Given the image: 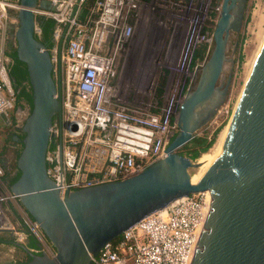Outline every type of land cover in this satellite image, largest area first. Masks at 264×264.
Listing matches in <instances>:
<instances>
[{"label": "water", "instance_id": "water-1", "mask_svg": "<svg viewBox=\"0 0 264 264\" xmlns=\"http://www.w3.org/2000/svg\"><path fill=\"white\" fill-rule=\"evenodd\" d=\"M20 3L9 28L14 27V57L26 68L31 107L11 136L20 149L15 164L19 175L9 190L55 254L33 253L26 244L13 242L29 257L16 264H90L106 242L144 216L204 190L210 194L209 210L191 264H264V39L226 132L196 182L189 169L198 168L199 162L176 151L216 115L227 97L233 67L227 48L231 34L241 29L247 0H221L211 52L185 94L166 155L133 176L64 190L48 175L46 161L50 128L61 112L59 83L52 75L50 50L35 32L38 18L32 10L53 5L51 0ZM0 118L9 124L5 113Z\"/></svg>", "mask_w": 264, "mask_h": 264}, {"label": "built area", "instance_id": "built-area-1", "mask_svg": "<svg viewBox=\"0 0 264 264\" xmlns=\"http://www.w3.org/2000/svg\"><path fill=\"white\" fill-rule=\"evenodd\" d=\"M139 2L51 0L53 8L32 9L37 18L54 21L49 50L61 112L50 128L52 148L46 161L48 175L61 190L127 178L163 158L178 130L177 116L200 66L199 55L204 62L211 52V22L220 4L185 0L189 28L178 64L167 66L174 79L164 103L150 111L120 102L115 94L117 58L133 34ZM21 7L20 0H0V113L8 118L17 91L9 76L12 58L7 53L6 27L16 22L14 13ZM35 32L41 33L39 23ZM28 112L18 106L14 128ZM7 168L6 161L0 162V230L11 231L15 243L26 244L32 235L38 245L28 247L31 252L54 256L55 249L32 218L9 221L7 202L18 198L4 180ZM209 204L208 190L174 200L106 242L90 264H191Z\"/></svg>", "mask_w": 264, "mask_h": 264}, {"label": "rangeland", "instance_id": "rangeland-1", "mask_svg": "<svg viewBox=\"0 0 264 264\" xmlns=\"http://www.w3.org/2000/svg\"><path fill=\"white\" fill-rule=\"evenodd\" d=\"M216 1L221 3V0ZM184 2L185 0H140L134 18L133 34L117 58L115 94L123 104L155 111L164 103L174 79L173 73L167 71V66L178 64L189 28L187 17L190 10L185 9ZM214 24L215 22H211L213 27ZM11 27H6L7 37L10 38L13 37L14 31V27ZM263 39L264 0H247L241 29L238 33L231 34L227 48V56L233 59L232 79L227 97L216 115L195 134L210 135L216 128H219L217 139L221 131L226 128ZM10 44L15 48L13 38ZM240 55L242 58L239 60ZM198 63L199 65L203 63L202 55H199ZM226 66L225 74L228 72L229 63ZM18 106H21L25 112H28L30 108L24 99H18L16 96L14 111L9 114V124H5L0 119V134L7 138L16 132L13 119ZM176 151L186 155L183 146ZM2 152L3 148L0 149V153ZM13 159L12 163L8 164V170L16 164L15 156ZM189 172L194 175L198 172V168H191ZM7 217L9 221L16 224L23 219L27 220L28 214L19 200L8 201ZM0 236L2 238L1 247L4 246V249L0 250H3L5 254L1 256L0 253V263L9 258L14 263L27 260L24 251L13 243L14 234L4 230L0 232Z\"/></svg>", "mask_w": 264, "mask_h": 264}, {"label": "trees", "instance_id": "trees-1", "mask_svg": "<svg viewBox=\"0 0 264 264\" xmlns=\"http://www.w3.org/2000/svg\"><path fill=\"white\" fill-rule=\"evenodd\" d=\"M37 21L41 27V33H40V35H37V36L48 48H50L53 44L52 30L54 27V21L51 18H38ZM9 45L10 46H9V49H7V53L11 56L12 59L14 58L17 63H22L14 57L15 50H14V48H11L12 47L11 44H9ZM241 58H242V55L239 56V60ZM10 71L13 74L15 73L14 70L12 69V67L10 68ZM15 79H16L17 84H20L23 80L28 81L26 69H24V73L22 75H20L19 78L15 76ZM159 92H161V90H159ZM16 96L18 99H24L29 104V106L31 107V92L26 89L25 85H23L22 88L19 91H17ZM218 131H219V128H216L210 135H208V134H201V135L194 134V136L191 138V140L183 146V148L186 150V155L191 157L193 160L199 158L203 153L207 152L214 145ZM9 139H11V135L9 136ZM51 148H52V145L50 144L49 150ZM16 157H17V154H16ZM7 175H9L8 172H7ZM18 175H19V172L17 171L16 174L9 176V178H8L9 184H11L13 181H15V179L18 177ZM0 241H2L1 236H0ZM37 245L38 244H37L36 239L32 235H29L27 237L26 246L30 247V248H34ZM26 258H27V260L29 259L28 255H26ZM9 264H16V263L11 262Z\"/></svg>", "mask_w": 264, "mask_h": 264}, {"label": "crops", "instance_id": "crops-1", "mask_svg": "<svg viewBox=\"0 0 264 264\" xmlns=\"http://www.w3.org/2000/svg\"><path fill=\"white\" fill-rule=\"evenodd\" d=\"M10 135L12 136V134H10ZM9 136L7 138L6 136L0 134V149L3 148V152L0 153V155H2V156H0V157L4 158V162L6 161V164L7 163L8 164L12 163V161L14 160L13 157L15 156V158H16L15 154H17V151H18V148H19V142H17L16 140L12 139V137H11V139H9ZM6 171H8L9 175H7V177L5 175L4 176V180L9 186L10 184H9L8 178H9V176H12V175L16 174V172H17L16 165L14 164L13 167L10 170H8V168H7ZM1 246H2V244L0 243V249H4V246L3 247H1ZM0 253H1V256L5 255L3 253V250H0ZM11 262H13V260H11L9 258L8 260H4L0 264L11 263Z\"/></svg>", "mask_w": 264, "mask_h": 264}, {"label": "flooded vegetation", "instance_id": "flooded-vegetation-1", "mask_svg": "<svg viewBox=\"0 0 264 264\" xmlns=\"http://www.w3.org/2000/svg\"><path fill=\"white\" fill-rule=\"evenodd\" d=\"M12 38L13 37H11V38L9 37L8 38L7 49L10 46L9 44L11 43ZM11 48H13V46ZM11 67L14 70L15 73L13 74L11 71H9V76H10V79H11L13 87L16 88V91H19L22 88L23 85H25L26 89L30 91V86H29V83H28L27 80H23L20 84H17L16 83V79H15V76L19 78L20 75H22L24 73V69H26L25 66L22 63H17L15 61V59L13 58L12 62H11Z\"/></svg>", "mask_w": 264, "mask_h": 264}, {"label": "bare ground", "instance_id": "bare-ground-1", "mask_svg": "<svg viewBox=\"0 0 264 264\" xmlns=\"http://www.w3.org/2000/svg\"><path fill=\"white\" fill-rule=\"evenodd\" d=\"M263 42V41H262ZM262 44V43H261ZM260 49V48H259ZM257 56V55H256ZM254 62V61H253ZM252 62V63H253ZM252 67V66H251ZM226 129H227V126L226 128H224L221 133L219 134V136L217 137L214 145L207 151L205 152L198 160L199 162V167H198V172L194 175H192V182H196L201 174V172L206 168L207 166V161H208V158L212 152V150L215 148V146L217 145L218 141L220 140V138L222 137V135L226 132Z\"/></svg>", "mask_w": 264, "mask_h": 264}]
</instances>
